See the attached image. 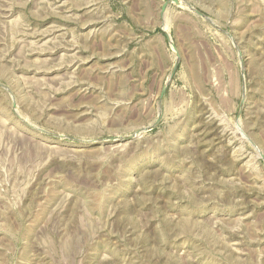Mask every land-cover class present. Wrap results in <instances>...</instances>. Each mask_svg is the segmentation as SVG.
Returning <instances> with one entry per match:
<instances>
[{
  "label": "rangeland",
  "instance_id": "rangeland-1",
  "mask_svg": "<svg viewBox=\"0 0 264 264\" xmlns=\"http://www.w3.org/2000/svg\"><path fill=\"white\" fill-rule=\"evenodd\" d=\"M0 264H264V0H0Z\"/></svg>",
  "mask_w": 264,
  "mask_h": 264
}]
</instances>
